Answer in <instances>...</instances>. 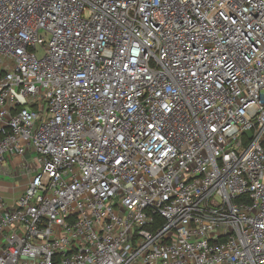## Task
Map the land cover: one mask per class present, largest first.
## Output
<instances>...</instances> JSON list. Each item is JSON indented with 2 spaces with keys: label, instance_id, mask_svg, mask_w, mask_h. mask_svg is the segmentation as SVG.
I'll use <instances>...</instances> for the list:
<instances>
[{
  "label": "built area",
  "instance_id": "built-area-1",
  "mask_svg": "<svg viewBox=\"0 0 264 264\" xmlns=\"http://www.w3.org/2000/svg\"><path fill=\"white\" fill-rule=\"evenodd\" d=\"M6 161L0 264H264V0H0Z\"/></svg>",
  "mask_w": 264,
  "mask_h": 264
},
{
  "label": "rangeland",
  "instance_id": "rangeland-1",
  "mask_svg": "<svg viewBox=\"0 0 264 264\" xmlns=\"http://www.w3.org/2000/svg\"><path fill=\"white\" fill-rule=\"evenodd\" d=\"M4 166L7 165V161L4 162ZM22 168L20 165H17L14 171L13 176H10L9 174L5 172L0 171V196L5 199V200H10L11 198L18 196L20 190H21V185L25 183L27 178L23 176L20 171ZM4 186H8V190L2 188ZM22 192V191H21Z\"/></svg>",
  "mask_w": 264,
  "mask_h": 264
},
{
  "label": "crops",
  "instance_id": "crops-1",
  "mask_svg": "<svg viewBox=\"0 0 264 264\" xmlns=\"http://www.w3.org/2000/svg\"><path fill=\"white\" fill-rule=\"evenodd\" d=\"M13 162H14V163L18 162V159L15 158ZM12 165H13L12 163H9L5 168L0 169V171H1V172L3 171V172H5V173L9 174L10 176H13L14 172L11 171V169H12ZM11 172H12V173H11ZM25 186H26V181H25V183H24L23 185L20 186V187H21V190H20L18 196L22 193L21 191L24 190ZM2 188L8 190V186H4V187H2ZM0 190H2V189H1V186H0ZM18 196H15V197L11 198L10 200H7V201L11 202L12 200H14V199H15L16 197H18Z\"/></svg>",
  "mask_w": 264,
  "mask_h": 264
}]
</instances>
